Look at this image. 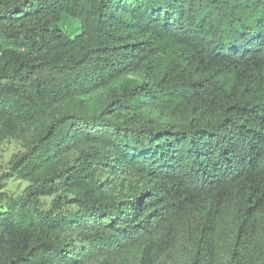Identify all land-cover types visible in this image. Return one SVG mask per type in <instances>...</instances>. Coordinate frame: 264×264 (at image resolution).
<instances>
[{"label": "trees", "instance_id": "16d2710c", "mask_svg": "<svg viewBox=\"0 0 264 264\" xmlns=\"http://www.w3.org/2000/svg\"><path fill=\"white\" fill-rule=\"evenodd\" d=\"M7 140L0 264H264V0H0Z\"/></svg>", "mask_w": 264, "mask_h": 264}, {"label": "rangeland", "instance_id": "374dc122", "mask_svg": "<svg viewBox=\"0 0 264 264\" xmlns=\"http://www.w3.org/2000/svg\"><path fill=\"white\" fill-rule=\"evenodd\" d=\"M67 33L74 36L79 33L76 28L79 27L78 22L73 19H68ZM23 146L21 143L15 140H7L0 144V179L9 170V163L13 156L23 152ZM27 186V182L18 178L7 179L0 183V192L7 193L11 196H19ZM55 197L46 198L44 201L49 204ZM2 203H0V212L2 211Z\"/></svg>", "mask_w": 264, "mask_h": 264}]
</instances>
